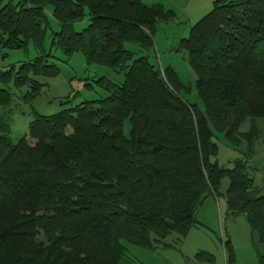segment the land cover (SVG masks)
I'll return each instance as SVG.
<instances>
[{"label":"trees","instance_id":"obj_1","mask_svg":"<svg viewBox=\"0 0 264 264\" xmlns=\"http://www.w3.org/2000/svg\"><path fill=\"white\" fill-rule=\"evenodd\" d=\"M86 15L88 25L75 31ZM50 17L60 25L51 48L68 56L80 51L88 63L110 66L124 78H99L105 97L50 115L34 109L27 135L17 142L0 112V264H143L125 242L156 249L172 246L167 239L175 233L182 244L204 225L197 213L210 193L225 195L227 215H244L264 244V193L249 160L260 137L254 120L264 117V0H215L178 41L201 103L184 96L190 87L172 65L151 61L157 24L177 17L164 4L0 0V106L13 101L9 83L28 86L21 98L32 101L45 85L37 76L60 74L45 47ZM30 43L39 55L17 68L2 66L4 48ZM248 117L251 127L241 132ZM212 127L236 150L245 146L232 167L214 160L219 148ZM219 239L226 264H236L231 240ZM194 260L214 264L216 255L200 249Z\"/></svg>","mask_w":264,"mask_h":264},{"label":"rangeland","instance_id":"obj_2","mask_svg":"<svg viewBox=\"0 0 264 264\" xmlns=\"http://www.w3.org/2000/svg\"><path fill=\"white\" fill-rule=\"evenodd\" d=\"M213 1L208 0H145L147 5H153L155 3H162L166 9H173L176 12L177 17L171 22H160L157 24L155 33V46L151 51V61L159 67L172 65L184 83L190 87V91H183V94L191 102L201 103L197 90L195 88V74L192 71L187 61V51L183 49H177L178 41L181 37L189 35L190 27L194 25L200 18L206 15L213 8ZM89 23V16L86 15L82 21L75 23L74 30L81 31ZM60 29L59 23L50 17V28L46 34L45 47L46 50H52L53 55L56 58H52L59 64L61 72L55 77L37 76V80L45 83L41 93L32 101H24L21 98L28 86H24L21 89L16 88L13 83H9L7 87L12 91L13 101L9 107L0 106V112H5L11 123V138L13 142H17L20 137L27 135L29 130V124L34 118L33 110L37 112L50 115L60 111L64 107L80 104L85 100H94L105 97L107 91L100 85L101 81H98L102 76L115 82L123 80V73L117 72L110 66L102 64H90L86 61L85 55L76 51L70 56L62 52L61 49L53 47L51 48L52 33ZM1 35V30H0ZM128 48H134L131 43L127 44ZM7 52V58L3 59L2 66L7 67L15 65L16 68L21 64L33 59L40 54V51L34 47L32 43L28 45V48L10 49L4 48ZM0 87H4V84L0 81ZM252 119L248 117L240 125V131L244 132L249 130L252 124ZM255 125L260 130V137L255 146V154L250 157V160L255 163H259L257 168L250 167V170L255 174V184H259L261 178L264 177V117H256L254 120ZM213 128V127H212ZM214 129V128H213ZM129 124L126 123L125 132L128 133ZM215 131L214 141L218 145V154L214 158L220 165L232 167L233 161L243 156L245 146L243 145L238 151L233 148L226 140L224 133ZM224 182L230 184L228 177L223 179ZM223 182V181H222ZM226 184V183H225ZM229 186V185H228ZM221 192H225L224 188ZM212 199V197H209ZM216 202V219L208 209V205L201 206L199 210V219H206L209 229L199 228L205 231L209 238L201 234L203 241L209 243L212 253L218 258L216 264H220V251L222 244L220 242V205ZM212 199V200H213ZM225 202V201H224ZM222 224H233L235 217H226V208L222 207ZM235 229L242 231V222L247 225L245 219H238ZM202 232V231H201ZM179 235L172 234L168 237V243L172 246H165L160 244L156 249H147L131 243H126L128 247V254L141 261L143 264H194L192 258H187L184 254L180 243H176ZM198 235L194 237L193 244L195 245ZM141 250V251H138ZM207 250V249H206ZM187 251V250H186ZM210 251V250H209ZM139 258H137V257ZM223 264V263H222Z\"/></svg>","mask_w":264,"mask_h":264},{"label":"crops","instance_id":"obj_3","mask_svg":"<svg viewBox=\"0 0 264 264\" xmlns=\"http://www.w3.org/2000/svg\"><path fill=\"white\" fill-rule=\"evenodd\" d=\"M211 1L212 0H208V2H211ZM254 154H255V152L253 153V155ZM258 164L259 163H257V162L253 163L250 160L251 167H255L257 165V168H259ZM252 170H254V168H252ZM252 170H251V175L253 176V178H255V174L253 173ZM254 182H255V179H254ZM263 184H264V177L261 178L259 184H255L257 186V188L261 190L262 194L264 193ZM228 185L229 184L227 182H224V180H223L222 185H221V189L223 190V188H224V191H226L228 188ZM209 197H212V199H213V197H215L217 200V203L220 205V230H221L220 236L221 237L223 236L224 239L228 237L231 240L232 244L234 245V249H235V253H236V264H258V254H264V244L258 242L257 237L254 236V234L251 231L250 225H249L248 221L246 220V217L244 215L228 216L227 215L228 208H227V204H226L225 195L222 194V195H220V197H217L215 194L210 193L204 199V202L202 203V205H204V203H206L205 205H208V209L213 214V217L215 219H216V206H215L216 202L214 201V199L213 200L209 199ZM201 206H200V208H201ZM222 207L226 208V213H225L226 217H235V219L233 220L234 221L233 224L229 225L228 223L225 224L224 222L222 224V218H223L222 210H221ZM200 208H199V210H200ZM199 210H198V212H199ZM197 217H198V221H200L204 225H202V226L200 225L198 227L192 228L181 244L182 249L185 252L184 254L186 255V257L188 259L192 258L194 264H195L194 256L198 250L207 249V250L213 251L212 249H210V247H208V246H210L209 243L206 241H203L201 234H197V232L200 230L199 228L209 229L210 227L207 224L206 219H199V213H197ZM238 219H245L247 221L248 226H246V224H244L242 222V227H243L242 231H238L235 229L236 224L239 222ZM200 233H203L204 235H206L209 238V235L205 231L203 232V230H200ZM195 235L196 236L198 235V237H197V241L194 245L192 242H193ZM220 242L222 244V248L219 249V251H220V255H219L220 256V264H222V263L226 264V253H225L224 245H223L222 241H220ZM138 251H141V250H138ZM137 258H139V257H137ZM217 262H218V258L216 259L214 264H216Z\"/></svg>","mask_w":264,"mask_h":264},{"label":"built area","instance_id":"obj_4","mask_svg":"<svg viewBox=\"0 0 264 264\" xmlns=\"http://www.w3.org/2000/svg\"><path fill=\"white\" fill-rule=\"evenodd\" d=\"M0 58H1V53H0ZM263 187H264V184H263Z\"/></svg>","mask_w":264,"mask_h":264}]
</instances>
